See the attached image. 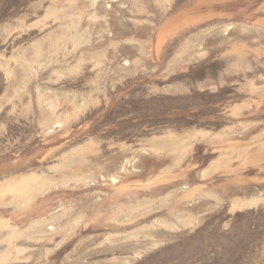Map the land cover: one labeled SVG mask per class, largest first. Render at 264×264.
I'll use <instances>...</instances> for the list:
<instances>
[{"label": "rangeland", "instance_id": "374dc122", "mask_svg": "<svg viewBox=\"0 0 264 264\" xmlns=\"http://www.w3.org/2000/svg\"><path fill=\"white\" fill-rule=\"evenodd\" d=\"M0 264H264V0H0Z\"/></svg>", "mask_w": 264, "mask_h": 264}]
</instances>
